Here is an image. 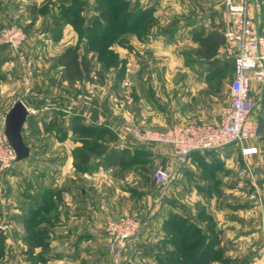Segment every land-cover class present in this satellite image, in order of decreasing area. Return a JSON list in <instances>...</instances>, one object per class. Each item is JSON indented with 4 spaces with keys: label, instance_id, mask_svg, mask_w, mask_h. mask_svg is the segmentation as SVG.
Segmentation results:
<instances>
[{
    "label": "rangeland",
    "instance_id": "rangeland-1",
    "mask_svg": "<svg viewBox=\"0 0 264 264\" xmlns=\"http://www.w3.org/2000/svg\"><path fill=\"white\" fill-rule=\"evenodd\" d=\"M0 1H3L0 3V30L13 24L23 30L26 35L23 50L30 63L29 66H23L13 50L5 46L0 47L1 81L18 80L21 82L14 88L13 95L10 83L0 85V132H4L5 129L6 116L4 117V114L18 100L23 101L24 104L50 109L67 107L68 104L74 108L76 106L75 112L80 115L77 121L79 125L87 124V126L95 128H108L113 133V136L108 133L104 134V132L97 135L81 134V136L89 135L98 138L109 144L108 149L102 150L78 147L81 148L78 157L83 152L93 153L91 164L94 163L93 159L95 162L101 160L111 148L123 146L118 134L123 132L126 125L163 130L161 126L153 123V96L157 92L153 84L158 78L183 77L187 75V69L190 70V68H192L194 77L208 76L205 67L207 59L198 53L199 35L206 34V31H209L212 26L214 27L215 21L211 17L214 18L215 15H219L217 19L220 21V27L223 28L224 14H228L226 0H143V3L138 5L136 0H129L128 7L122 11H117L116 5L106 8L111 14L101 19L100 29L106 28L109 34L96 36V27L92 19L95 15L100 16V11L97 9L99 2L94 1L93 3L92 0H86L85 3H82L84 9L81 16H84L86 21L74 25L73 21L77 16L63 17L60 5H57L60 4V1L49 0L48 3L38 7V5H34L36 0H31L25 6L27 19L14 20V22L9 17L10 14L12 15V5L8 0ZM120 1L113 0V4ZM257 1L260 3V0ZM262 1L264 2V0ZM153 2L157 7L155 11L157 13L156 15L153 13L146 19L145 28L126 29L123 27L124 16L129 9L136 10L134 19L143 8L151 7ZM53 5L58 6L57 10ZM89 10L94 13H89ZM220 16L224 19L221 20ZM261 17L260 13L255 23L264 37V20ZM196 20H199L197 24H195ZM211 20L214 23L209 25ZM228 22L226 20V25ZM88 24L91 26L89 29ZM188 26H190L189 29H187ZM222 48H224V54L218 53L222 60L232 59L233 57L226 53L225 45ZM68 52H71L70 59L73 62V71L69 76L66 66L60 63L61 58ZM233 65L234 63L230 61L224 74L219 77L220 80L223 78L225 80V85L222 86L223 91H221L223 83L216 84L218 89L216 97L220 103H223V96H226L225 92L228 91L233 80ZM78 72L80 73L76 76ZM23 79L29 80V83L24 80L26 86L22 83ZM196 84L195 88H200V85ZM216 85L208 81L205 87L209 92L214 90ZM256 92H258L257 95ZM254 96L261 97L260 104L264 108V83L251 88L250 99ZM164 105L166 108L169 107L168 102H165ZM59 116L57 113L52 115L53 118L43 116V122L48 124V128L44 127L47 131L44 129L43 136L32 134L33 136L30 137L24 133V138H27L26 146L29 147L31 141H28L32 140L37 144L33 149L34 154L45 157L46 162L50 163L56 162L59 154L66 153V147L54 145L58 126L67 123L65 120L60 121L61 117ZM49 120L51 121L49 122ZM47 133L49 134L46 135ZM78 136L80 135L78 134ZM29 137L30 139H28ZM254 142L257 153L254 154L252 162H249L253 169L252 178L241 177L240 173L245 166L244 160L240 157L239 146L233 145L224 148L226 150H224L223 165L217 159L212 160V167H221L220 169H222L223 174L220 177L213 176L211 169L207 172L205 166H199V174L210 184L209 190L212 189V192L219 194L222 192L221 190H224L220 198L207 196V198L200 199L199 196L191 195L190 191H187L189 187L186 183L184 185L176 184V177L171 185L172 190L170 189L168 194H164L165 198L161 196V205L164 207L170 205V208H173L170 210L177 212L176 216L185 214L184 212L199 215L202 210H205L206 215L202 221L207 224V220L210 218L216 224L218 220H216L215 212L221 206L225 208L223 213L225 221L229 222L236 216L232 214L233 211L245 210L244 208L248 207L249 203L255 210L251 219L256 220L257 233L260 234L264 242V131L258 132ZM132 143V151L128 158L137 159L136 163L130 165L129 169L126 168L128 170L125 173L122 166H116L113 174L117 179H121L120 181L125 180L126 183L122 184L127 186L138 183L135 180L137 174L141 177L139 183L150 184L154 170L162 165L158 162L153 163L151 154L134 153L137 146L147 148V145L137 141ZM49 145L50 148L46 149ZM72 155L74 156L75 153ZM77 162L80 160L78 159ZM36 166L35 168L24 165L18 167L16 164L10 168L0 166V232H3L5 236L7 234V237L14 235L12 224L19 222L17 219L21 216L25 218L31 216L29 222L23 224L25 231L29 229L32 232L44 224L50 226L51 231H55L57 223L55 214L57 208L55 192L57 190L55 188L49 194L50 208L54 212L44 211L39 216H35V214H28L22 209L24 205L32 206L34 209L37 207L36 203L32 204V201H29L26 194L30 191H35L34 193L39 191L43 194L49 190L50 185L55 183L53 177H55L56 171H53L51 177L47 178L43 184L40 181L45 178L44 173L40 171L43 166ZM99 167L105 168L103 164ZM86 183L88 184V182ZM183 186L185 187L182 188ZM152 188L155 191H161L162 194V188L157 183ZM176 188L179 189L178 192H176ZM100 209L103 210V207ZM121 215L124 214L110 216L106 222L108 219H116ZM17 216L18 218H16ZM106 222L101 228L102 231H105ZM18 226L22 225L18 224ZM150 227L149 223L143 230L142 236L128 246L118 264H156L153 262V254L156 251L154 246L157 243L152 240V236L146 242L142 240L143 235L149 231ZM43 242L44 239L38 237L27 244L24 242H22L23 244L21 242L6 243L3 247L6 250L0 262L3 263L7 260L6 262H12V264H39L37 260L41 254H51L60 248L52 243L46 245ZM107 244L97 248V250L106 253L105 259L92 260L89 258L90 251H87V247H82L78 253L79 257L68 258V264H117L114 252L109 247V241ZM222 246L224 247L223 244ZM223 251L225 252V249ZM147 254L151 256H147ZM213 263L211 262V264Z\"/></svg>",
    "mask_w": 264,
    "mask_h": 264
},
{
    "label": "crops",
    "instance_id": "crops-1",
    "mask_svg": "<svg viewBox=\"0 0 264 264\" xmlns=\"http://www.w3.org/2000/svg\"><path fill=\"white\" fill-rule=\"evenodd\" d=\"M29 1L31 0H8V2L12 5V15H8L10 20L12 19V22H14V20L27 19L25 6ZM44 1L45 0H36L34 5L41 7L42 4L49 2V0L46 2ZM54 1H60L59 3L61 4V1L63 0ZM79 1L81 3H85L86 0ZM94 1L97 2V0H92L93 3ZM234 1L239 2L240 0ZM249 1L251 15L254 18V21H257V18L261 13L260 3L257 0ZM2 2L3 1H0V3ZM136 3L137 5L142 4L143 0H136ZM154 4L155 2H153L152 6L148 7V9H152L154 15H156L157 12L155 11L157 10V7ZM53 7L56 10L58 8V6L55 5H53ZM144 9L146 8H143V10ZM89 13L93 14L94 12L89 10ZM217 17H219V15H215L214 18L211 17L215 23L211 20L212 22L209 25L214 23V27L212 26L209 31H206V35L213 31H219L224 34L228 25H226V20L228 22V14H224L225 23L223 28L220 27V21ZM224 18L221 17L220 19L222 20ZM195 22V24H197L199 20H196ZM189 28L190 26H188L187 29ZM219 52L224 54V48H221ZM205 67L207 68L206 73L209 75L201 78L194 77L192 68H190V70L187 69V75H184L183 77L171 76L156 79L153 84L157 91L153 96L154 124L161 126V129L165 130L178 123H219L223 110L229 106L231 90L229 86L228 91L225 92L226 96H223V103L218 102V98L216 97V93L218 91L216 84H219L220 82L223 83V85H221V91H223L225 80H220L218 76H210V70L208 69L209 66L206 64ZM24 80L26 81V79H23L22 83L26 86L27 84ZM208 81L216 85V88H214V90H210L209 92L207 91V87H205L207 86ZM6 83H10L12 85L13 95L14 88L21 82L18 80H12L11 82L6 80L1 81L0 79V85H5ZM195 84H199L200 88L198 87L196 89ZM257 84L258 83L253 81L252 88H254ZM257 93L258 92H256V95ZM260 99L261 97L259 96H254L250 99L252 113L255 118L264 110L260 104ZM165 102H168V108L164 105ZM25 105L29 110V115L22 132L25 144L27 138H24V133L30 137L33 136L32 134L43 136L45 133L44 129L48 128V124L43 122V116L46 115L53 118L52 115H56L57 113V115H60L59 117H61L60 121H67L66 124L58 126L56 140L54 139L56 141L54 144L55 146L66 147V153L59 154L56 162H46L47 160L45 157L35 155L33 149L37 144L33 143L32 140H29L28 142L31 141L29 145V156L26 159L15 163L18 167L22 165L29 167L33 166L34 168L37 167L36 165L43 166L40 170L44 173L45 177L44 180L40 179L42 183L47 178L51 177L50 175H52L53 171H56V175L53 177V181L55 183L48 187V189L52 191L54 188L57 190V192H55L57 196V208L55 210L57 223L55 231H51V228L48 225H41L39 228L45 232L39 237L44 239V244L48 245L52 243L60 248L51 254H41L40 258L37 260L39 264H68V258L79 257L78 253H80L82 247H87V251H90L89 258L92 260L105 259L106 253L97 250L98 246L108 245V239L105 235V231H102L101 228L106 222V219L110 216L128 213L139 214L142 217H146L151 214V227L148 232H145L142 240L146 242V240L151 239L152 236V240H155L154 242L157 243L156 245L154 244L156 246H154L156 251L153 254V262L158 264L165 256L166 251L173 252L176 249L177 229L174 225L176 221H173V219L177 212L170 210L173 209L170 208V205H165V207L162 206V201L160 200L161 196L164 198L166 197L165 195L172 190V186L164 193L165 195H162L161 191H155L154 188H152V186L155 187L156 185L153 177L150 179V184H141L139 183L141 177L138 174L135 178L138 183L127 186L122 184L123 182L126 183L125 180L120 181L121 179H117L114 176V168L116 167H105L104 169L99 167L89 173L79 172L74 165L75 160L72 155V153L74 154V150L82 146V143L77 137V132L73 127L75 118L80 116L77 112H75L77 107L75 106L74 108V106L71 107V105L68 104L67 107L62 106L57 109H50L48 107H35L30 104ZM12 106L8 109V111H6L4 117L10 111ZM50 121L51 120H49V122ZM48 134L49 133L46 135ZM30 137L28 139H30ZM254 140L248 142L246 146L254 147L256 145ZM143 145H147V148L140 146L137 147L143 149L146 153L151 154L153 163H161V167H164L165 169H177V161L173 156L171 147L163 145ZM121 147H128L132 150L133 144L132 146ZM49 148L50 145L48 148L46 147V149ZM224 150L226 149L209 154L199 153L197 155H193L190 158V161L186 165L181 166L177 171L178 175L176 184L184 185V183H186L189 187L187 188V191H190L189 193L191 195L199 196L200 199H204V197L207 198V196L220 198L221 194L224 193V190H221L222 192H220V194L212 192V189L209 190L208 187L210 184L199 174V166H204L203 163L212 164V160L215 158L220 159L222 162L221 165H223L225 160L223 156L225 152ZM240 157L243 158L242 154H240ZM253 157L254 155L247 156V161L252 162ZM220 168H218L215 172L217 177H220V175L223 174L222 169ZM122 169H125V173L129 168L126 169L122 167ZM206 175H208V173H206ZM86 182H88V184ZM184 187L185 186L182 188ZM178 191L179 189L176 188V192ZM34 192L35 191H30L29 194H35ZM247 206L248 207L244 208L245 210L239 209L233 211L232 214L236 216L229 222L225 221V214H223L225 209L224 207L221 206V208L216 210V220L219 222V224L218 222L216 223V230L220 231V247L223 250L225 249V252L223 251V258L225 262H215L213 264H264V242L261 239L260 234L258 235L257 233L256 220L254 218L251 219V215H254L255 210L252 209L249 203ZM100 207H103V210L100 209ZM44 208V211L51 209L50 205L45 206ZM22 209L24 210L25 207L23 206ZM184 213L185 214H180L182 216H178L181 218L183 217L190 223L197 225L202 231L207 232V224L202 221L199 215H196V213L193 215L190 212ZM16 218H18V216ZM17 220H19V222L17 221L12 224L14 235L7 237L6 234L7 244H17L19 242H21V244H23L22 242L27 244L28 242L38 238V236L29 238L28 233L23 228L24 221L22 220V216ZM17 223L22 226L19 227ZM23 229L24 231L22 232ZM147 256L151 255L147 254ZM6 261L3 263L0 262V264H12V262Z\"/></svg>",
    "mask_w": 264,
    "mask_h": 264
},
{
    "label": "built area",
    "instance_id": "built-area-1",
    "mask_svg": "<svg viewBox=\"0 0 264 264\" xmlns=\"http://www.w3.org/2000/svg\"><path fill=\"white\" fill-rule=\"evenodd\" d=\"M229 22L224 32L226 53L234 58L233 80L230 85L231 99L223 112L219 123L203 122L178 123L167 130L136 128L126 125L118 134L123 146H131L133 141L148 145L169 146L177 161V169L169 170L158 167L153 172V179L161 186L162 195L171 187L181 166L186 165L193 153L219 151L236 145L241 149L244 160L242 176L253 177V169L247 156L257 153L256 147L246 144L254 140L259 125L252 113L250 94L252 82L264 83V37L250 12V1L226 0ZM26 35L17 25H10L0 30V47H9L16 54L23 66H29L23 44ZM29 83V80H26ZM17 156L8 143L4 132H0V166L10 168L16 163ZM151 214L142 217L139 214H124L116 219H108L105 235L109 247L114 252L118 264L129 245L136 242L149 225Z\"/></svg>",
    "mask_w": 264,
    "mask_h": 264
},
{
    "label": "trees",
    "instance_id": "trees-1",
    "mask_svg": "<svg viewBox=\"0 0 264 264\" xmlns=\"http://www.w3.org/2000/svg\"><path fill=\"white\" fill-rule=\"evenodd\" d=\"M60 8L62 10V16L63 17H71L74 16L76 19L73 21L74 25H79L80 23L86 21L84 16H81L83 12V5L79 0H63L61 1ZM99 2L97 5V9L100 11V16H94L92 19V22H94L96 30L95 35L96 36H105L106 34H109V32L106 30V28L100 29L102 26L100 21L104 16H108L111 14V12H108L106 8L110 5H116L117 11H122L126 7H128L129 2L128 0H121L117 4H113V0H97ZM260 12L262 14V19L264 20V2L260 0ZM136 10L131 8L129 9L124 16L123 21V27L124 28H145V21L149 17L153 15V10L146 9L142 10L140 14H138L137 17H134ZM102 16V17H101ZM98 17V18H97ZM133 22V25H132ZM89 25V24H88ZM109 25V24H108ZM91 26H88V29ZM110 27V26H109ZM225 45V36L223 33L219 31H213L209 34H202L199 35V50L198 53L205 57L207 59V65L209 66L208 69L210 70V76H218L221 77L222 74L226 71L229 62L234 63V58L227 59L225 61L222 60L220 55L218 54L221 48ZM71 52H68L66 55H64L60 63L61 65H65L67 69V75H71L72 73V67L73 62L71 61ZM233 71H234V65H233ZM80 72L77 73L76 76H78ZM224 79V78H223ZM79 118H75L73 122V127L76 130V132L80 135L79 141L82 143V149L84 147H90L93 150H102V149H108L109 144L106 141L99 140L98 138L91 137V136H81L83 133H90V134H101L102 132L111 134L113 136V133L108 128H95L87 125H79L78 121ZM256 120L259 125L258 132L264 131V112L262 111L256 116ZM77 134V135H78ZM115 136V135H114ZM81 137V138H80ZM81 148H77L74 150V158H75V167L80 172H92L93 170L97 169L98 166L103 164L105 167L111 168L116 166H122L124 168L130 167V165H133L136 163L137 159H129L128 155H130L131 151L128 147L119 148V147H113L110 150H108L107 154L101 158V160H98L91 164V160L93 158V153L90 151L83 152V154L78 157V152H80ZM146 154V152L143 149H134V153L140 154V153ZM216 151H206L204 153H212ZM200 152L193 153V155H197ZM148 154V153H147ZM191 156V157H192ZM78 159L80 162H77ZM217 159V158H215ZM220 161V159H217ZM221 162V161H220ZM90 163V164H89ZM207 171L211 169V172L213 173V176L216 174V170L218 169L212 167V164L203 163ZM52 192V190H48L47 192L41 194L39 192L35 194H26L29 201H32V204H37V207L34 209L32 206L24 205L25 211L28 214H35V216H39L41 213L44 212V207L50 205L49 204V194ZM52 209H48L45 212L50 213ZM205 210H202L199 213V217L202 219L205 216ZM31 216L22 217V220L24 223L29 222ZM207 217V216H206ZM210 219V218H209ZM207 220V232L202 231L197 225L190 223L189 221L185 220L184 218H181L179 216L174 215L175 220V228L177 229L176 235V249L173 252L166 253L165 256L159 261L158 264H211V262H225L223 258V250L220 247L221 239H220V231L216 230V224L214 221ZM26 232L28 233L29 238L41 236L42 233L45 231L41 228H35L32 232L27 229ZM6 244V236L3 232H0V260L3 258L5 249L3 248Z\"/></svg>",
    "mask_w": 264,
    "mask_h": 264
},
{
    "label": "water",
    "instance_id": "water-1",
    "mask_svg": "<svg viewBox=\"0 0 264 264\" xmlns=\"http://www.w3.org/2000/svg\"><path fill=\"white\" fill-rule=\"evenodd\" d=\"M28 115V108L23 101L18 100L14 103L5 118L4 133L8 143L16 153L17 161L26 159L30 154L29 147L26 146L22 136L23 127L26 123Z\"/></svg>",
    "mask_w": 264,
    "mask_h": 264
}]
</instances>
